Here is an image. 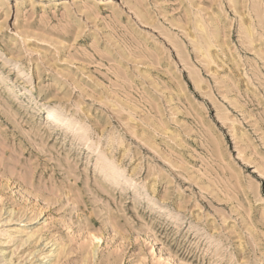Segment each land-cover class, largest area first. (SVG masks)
Segmentation results:
<instances>
[{"label":"rangeland","instance_id":"1","mask_svg":"<svg viewBox=\"0 0 264 264\" xmlns=\"http://www.w3.org/2000/svg\"><path fill=\"white\" fill-rule=\"evenodd\" d=\"M0 264H264V0H0Z\"/></svg>","mask_w":264,"mask_h":264},{"label":"bare ground","instance_id":"2","mask_svg":"<svg viewBox=\"0 0 264 264\" xmlns=\"http://www.w3.org/2000/svg\"><path fill=\"white\" fill-rule=\"evenodd\" d=\"M47 113H48V117H50L51 119H58L59 117V114L61 113V112H59V111H57V110H48L47 111ZM60 120H64L65 121V119H62V118H60ZM63 121V122H64ZM68 125L70 124L69 122H66ZM77 127V126H76ZM80 131H82V132H85L86 130L85 129H83V128H81V127H77Z\"/></svg>","mask_w":264,"mask_h":264}]
</instances>
